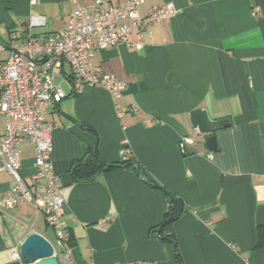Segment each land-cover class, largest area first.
<instances>
[{
    "label": "crops",
    "instance_id": "1",
    "mask_svg": "<svg viewBox=\"0 0 264 264\" xmlns=\"http://www.w3.org/2000/svg\"><path fill=\"white\" fill-rule=\"evenodd\" d=\"M168 2L175 15L135 31L131 44L93 57L99 70L125 82L120 97L104 84L74 93L69 81L67 96L46 109L62 218L74 244L70 264H179V256L183 264H264V248L257 246V225L264 223V0H148L141 12ZM74 8L73 0H0L4 44L15 32L64 29ZM0 52L1 62L10 51ZM200 108L213 118L230 117L231 125L216 131L214 151L189 118ZM0 116L2 134L6 118ZM95 147L107 162L122 159L126 148L138 165L72 182L73 161L89 158ZM35 152L23 143L28 183ZM147 180L168 188L187 209L161 235L171 197ZM15 184L0 169V201ZM39 216L45 220L24 197L0 206V264L13 261L31 231L51 234L47 224H36Z\"/></svg>",
    "mask_w": 264,
    "mask_h": 264
},
{
    "label": "built area",
    "instance_id": "2",
    "mask_svg": "<svg viewBox=\"0 0 264 264\" xmlns=\"http://www.w3.org/2000/svg\"><path fill=\"white\" fill-rule=\"evenodd\" d=\"M147 1L114 4L110 0H73L75 8L64 29L38 35L15 32L9 44L0 43L1 50L8 47L10 51L0 62V114L6 118L5 131L0 134V169L16 178L0 206L11 208L21 197L34 202L52 229L46 236L61 264H70L74 247L62 218L65 200L52 165L53 124L46 115V109L67 96L54 78H66L74 93L85 86L104 84L120 97L125 82L99 70L92 59L99 50L131 44L130 36L135 31L177 13L170 2L149 6L143 13L141 8ZM34 22L44 20L36 17ZM25 142L32 143L36 151L31 183L21 173ZM121 155L127 156L126 148ZM13 258L22 260L20 249L15 248Z\"/></svg>",
    "mask_w": 264,
    "mask_h": 264
},
{
    "label": "water",
    "instance_id": "3",
    "mask_svg": "<svg viewBox=\"0 0 264 264\" xmlns=\"http://www.w3.org/2000/svg\"><path fill=\"white\" fill-rule=\"evenodd\" d=\"M192 127L199 134L205 135L206 146L214 151L218 148L217 130L231 125L230 117L213 118L207 108H200L190 112ZM20 252L22 260L13 259L6 264H61L55 255L51 240L43 233L33 230L21 242Z\"/></svg>",
    "mask_w": 264,
    "mask_h": 264
},
{
    "label": "trees",
    "instance_id": "4",
    "mask_svg": "<svg viewBox=\"0 0 264 264\" xmlns=\"http://www.w3.org/2000/svg\"><path fill=\"white\" fill-rule=\"evenodd\" d=\"M131 164L138 165L137 162H135V160L128 155L126 157H122V159H120L119 161L107 162L99 155L98 150L95 147L93 154L89 158H78L73 161L70 168V176L72 182L92 181L96 179L101 173H107V171H110L116 167H120V165L128 166ZM147 183L151 186L162 188V190H164V192L171 197V206L167 212L166 218L159 225L161 228L158 231L161 235L163 233V229L179 219L187 209L183 200L174 195L165 186H162L161 184H158L157 182H154L152 180H147ZM257 233V246L264 248V223L257 225ZM163 236L167 241L174 242L173 234L164 233ZM71 245H74L73 242H71ZM179 264H183V260L180 256Z\"/></svg>",
    "mask_w": 264,
    "mask_h": 264
},
{
    "label": "rangeland",
    "instance_id": "5",
    "mask_svg": "<svg viewBox=\"0 0 264 264\" xmlns=\"http://www.w3.org/2000/svg\"><path fill=\"white\" fill-rule=\"evenodd\" d=\"M0 36L2 37V39L0 38V43L4 44L3 38L8 37V34L6 31V28H4L3 25L0 26ZM3 56H5V53L0 52V58H3ZM67 69L70 70V67L68 64H67ZM54 81L59 83L65 90H68L70 88L69 81L62 76H56L54 78ZM3 122H4L3 117L0 116V127L3 124ZM42 220L43 218L39 216L38 219L36 220V224H41L46 227V223H45L46 221L44 222ZM48 231L52 233V229L50 227L48 228Z\"/></svg>",
    "mask_w": 264,
    "mask_h": 264
}]
</instances>
